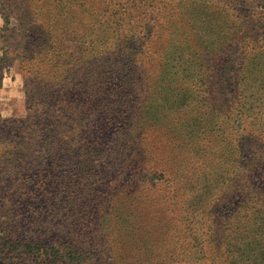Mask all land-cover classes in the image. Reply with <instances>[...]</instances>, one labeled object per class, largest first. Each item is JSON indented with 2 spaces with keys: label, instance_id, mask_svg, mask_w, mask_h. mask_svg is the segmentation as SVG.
<instances>
[{
  "label": "trees",
  "instance_id": "16d2710c",
  "mask_svg": "<svg viewBox=\"0 0 264 264\" xmlns=\"http://www.w3.org/2000/svg\"><path fill=\"white\" fill-rule=\"evenodd\" d=\"M0 13L26 97L0 118V264H264V0ZM126 173L139 190L102 210Z\"/></svg>",
  "mask_w": 264,
  "mask_h": 264
},
{
  "label": "rangeland",
  "instance_id": "374dc122",
  "mask_svg": "<svg viewBox=\"0 0 264 264\" xmlns=\"http://www.w3.org/2000/svg\"><path fill=\"white\" fill-rule=\"evenodd\" d=\"M3 26V19L1 17L0 13V29ZM2 41L0 38V56L2 54V49H1ZM0 73H2V77L0 78V118H5V119H12V118H22L26 116V107H25V94H24V82L21 77V73L18 70L17 66L14 65L13 62H6L3 67L0 69ZM117 128H119L118 125H116ZM108 127V126H106ZM111 127H108L106 130V135L110 136L111 135ZM99 131H102L101 128H98ZM116 132L118 133L117 129L115 128ZM115 134L113 133L110 136L111 138H114ZM156 148V147H155ZM76 157L75 159H70V160H65L62 161L61 165H65L68 161H71V165H74L73 163L77 162L78 160L80 161L82 159V153L81 151H77L75 153ZM155 162L157 160H161L160 162L157 163L158 167H162L164 157L162 154H160V150L155 149ZM115 164V162H114ZM113 164L110 162L104 164H96L94 163L91 165L96 171H99L100 167H104L105 169H101L104 172L108 170L109 168L112 167ZM74 167V166H73ZM77 164H75V173L77 172ZM125 182H129L128 184H125ZM136 184L132 181H129V174H123L122 177L120 178V182L117 184L116 188L113 190V188H105L100 191L101 195V204H102V210L114 205L110 201L112 200L113 202L119 199L118 203L121 207L124 209L126 206V201L128 200L127 196L130 191H135L134 188ZM134 186V187H133ZM136 190H139V186L136 188ZM113 193V194H112ZM77 194V192H75ZM131 198V197H130ZM110 199V201H108ZM200 201V198H195L192 201L193 206H195L198 202ZM124 203V204H122ZM145 212L140 213L139 216L141 218H145V215H143Z\"/></svg>",
  "mask_w": 264,
  "mask_h": 264
}]
</instances>
